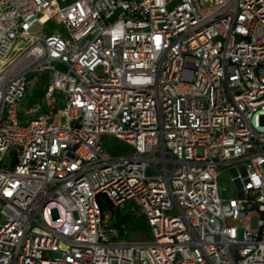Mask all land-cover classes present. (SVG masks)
<instances>
[{"label": "built area", "instance_id": "2783aa9c", "mask_svg": "<svg viewBox=\"0 0 264 264\" xmlns=\"http://www.w3.org/2000/svg\"><path fill=\"white\" fill-rule=\"evenodd\" d=\"M0 214V264H264V0H0Z\"/></svg>", "mask_w": 264, "mask_h": 264}, {"label": "rangeland", "instance_id": "374dc122", "mask_svg": "<svg viewBox=\"0 0 264 264\" xmlns=\"http://www.w3.org/2000/svg\"><path fill=\"white\" fill-rule=\"evenodd\" d=\"M39 34H43L46 31L57 32L61 36L66 37L67 31L64 29L62 24L55 21H49L45 25H39ZM46 78H36V84L33 87L30 95L34 98L35 101L40 100V92L44 89L43 80ZM30 116V115H29ZM29 116H26L27 118ZM27 118H22V123L27 122ZM103 146L106 151L112 156L119 155H128L132 153L133 148L127 144L124 140L115 138L112 135H103L102 136ZM232 173L223 168L220 172L218 184L220 188V194L222 198H227L228 196H236V184L231 179ZM2 216L0 214V221ZM256 219L255 217L251 218L250 224L251 227H255ZM126 231L122 233L119 237L121 241H140V240H150L152 238L150 229L147 225L146 217L141 213H134L126 216L125 219Z\"/></svg>", "mask_w": 264, "mask_h": 264}]
</instances>
